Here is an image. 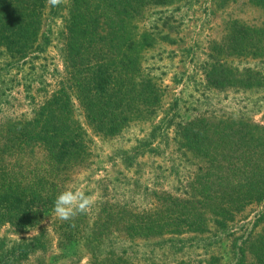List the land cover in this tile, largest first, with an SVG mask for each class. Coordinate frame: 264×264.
Masks as SVG:
<instances>
[{
	"label": "trees",
	"instance_id": "trees-1",
	"mask_svg": "<svg viewBox=\"0 0 264 264\" xmlns=\"http://www.w3.org/2000/svg\"><path fill=\"white\" fill-rule=\"evenodd\" d=\"M66 1L67 6H50L48 12L46 0H0V53L11 68L35 66L51 44V36L44 30L45 19L56 16L60 9L67 11L62 32L64 70L59 73L57 87L42 102L32 99L31 118L0 126V157H13L9 166L3 160L0 168V225L40 226L52 212L56 197L67 189L69 177L90 162L93 138L77 118L78 106L95 135L112 138L129 123L152 120L162 102L161 90L155 77L146 72L143 58L160 41H172V37L159 24L151 28L149 16L154 9L184 0ZM250 2L264 10V0ZM168 26L165 19L163 27ZM231 30L225 41L209 49L204 70L207 84L264 87L263 73L250 68L239 71L226 61L264 59V30H249L240 23ZM158 128L140 143V154L158 149ZM174 133L171 145L204 163L182 179L185 191L179 189V195L160 191L148 208L139 211L127 203L102 204L88 223V236L87 227L80 229L86 225L84 215L65 221L62 236L74 240L82 232L89 243L102 244L114 234V225L115 233L130 240L166 233L207 234L212 233V225L230 234L236 214L250 204L264 202V127L234 118H197L178 123ZM19 156L24 165L16 172L13 163ZM242 245L234 249L236 264H264V228ZM48 251L45 233L12 246L0 240V264H22L30 256ZM214 258L212 255V261ZM91 260L92 264H133L116 254L93 255Z\"/></svg>",
	"mask_w": 264,
	"mask_h": 264
},
{
	"label": "rangeland",
	"instance_id": "rangeland-1",
	"mask_svg": "<svg viewBox=\"0 0 264 264\" xmlns=\"http://www.w3.org/2000/svg\"><path fill=\"white\" fill-rule=\"evenodd\" d=\"M65 3L67 6L66 0ZM48 12H51L50 6ZM66 16L67 11L60 9L56 16L49 15L45 19L44 30L51 36V44L35 66L8 67L6 57L0 53V126L12 120L31 118L35 107L32 99L42 102L57 87L59 73L64 70L62 34ZM165 19L169 22L168 27H163ZM149 21L151 28L159 24V28L172 37V41H160L143 58L146 72L155 77L162 93L161 105L152 120L129 123L121 134L109 138L95 135L86 124L83 110L77 107V118L93 138L92 155L85 168L69 177L67 189L82 188L86 194L95 196L94 206L83 214L86 225L80 229L87 227L85 237L89 235V221L92 223L102 204L124 206L127 203L139 211L148 208L160 191L173 195H179V189L180 193L185 191L182 179L192 176L194 170L204 163L171 145L178 123L197 118L213 121L234 118L264 127V87H212L207 84L204 74L211 45L225 41L236 23L249 30H264L262 8L250 0H184L169 8L154 9ZM43 57L47 61H43ZM226 61L239 71L250 68L264 74V59L240 57ZM157 127H160L157 129V136L160 135L156 140L158 149L140 154V143L148 140ZM3 160L9 166L13 157L1 156L0 168ZM13 164L19 172L24 161L19 156ZM64 222L50 212L37 227L0 225V240L12 246L46 234L49 251L36 253L22 264H92L93 255L104 257L109 254H116L133 264H175L181 261L188 264H236L235 246H243L245 239L260 234L264 228V202L250 204L236 214L230 222V234L222 233L212 225V233L207 234L166 233L159 237L130 240L115 233L117 226L114 225L111 228L113 235L102 244H92L81 236L82 232L80 238L74 240L62 236L60 230ZM212 255L217 262L216 258L212 261ZM250 259L248 255V261Z\"/></svg>",
	"mask_w": 264,
	"mask_h": 264
},
{
	"label": "clouds",
	"instance_id": "clouds-1",
	"mask_svg": "<svg viewBox=\"0 0 264 264\" xmlns=\"http://www.w3.org/2000/svg\"><path fill=\"white\" fill-rule=\"evenodd\" d=\"M64 0H46V5L59 7ZM95 204V196L86 194L82 188L66 189L55 199L53 215L61 221L73 220L78 215L87 214Z\"/></svg>",
	"mask_w": 264,
	"mask_h": 264
}]
</instances>
